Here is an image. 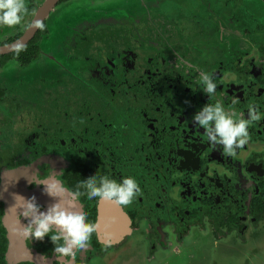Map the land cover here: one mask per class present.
Instances as JSON below:
<instances>
[{
	"label": "flooded vegetation",
	"instance_id": "af4514ba",
	"mask_svg": "<svg viewBox=\"0 0 264 264\" xmlns=\"http://www.w3.org/2000/svg\"><path fill=\"white\" fill-rule=\"evenodd\" d=\"M231 2L228 14L213 13L218 22L205 41L197 39L202 29L195 22L146 8L141 24L133 26L136 36L115 29L118 50L108 43L110 35L93 40L99 51L90 61L86 56L87 66L67 68L43 51L45 32L28 65L14 59L0 65V114L6 118L0 123V264H57L49 236L28 239L16 224L15 240L9 242L6 210H14L13 219L23 228L31 217L8 206L3 193L8 199H14L11 193L34 196L46 212L50 205L44 210L37 196L40 181L59 180L74 194L86 192L77 186L93 176L118 183L132 177L141 191L131 205L120 206L130 234L116 239L97 231L73 264H118L117 252L133 241L141 251L137 262L146 253L149 264H264V0ZM79 35L78 43L85 41L82 30ZM11 61L19 67L5 73ZM201 71L217 85L211 97L199 82ZM216 102L237 118L248 119L250 106L261 114L235 156L223 155V146L211 144L192 119L205 104ZM15 115L28 123L12 127ZM19 167L34 169L27 171L26 184L16 186L9 177ZM61 195L69 203L70 196ZM99 200L81 195L72 210L81 209L95 223Z\"/></svg>",
	"mask_w": 264,
	"mask_h": 264
},
{
	"label": "clouds",
	"instance_id": "9594fccd",
	"mask_svg": "<svg viewBox=\"0 0 264 264\" xmlns=\"http://www.w3.org/2000/svg\"><path fill=\"white\" fill-rule=\"evenodd\" d=\"M28 15L29 8L25 0H0V26L15 28L21 25ZM30 26L40 31L46 28L43 21L39 19L34 20ZM25 50L26 46L22 42L11 46V51L17 56ZM199 82L204 86L203 92L207 96L211 97L215 94L217 85L208 73L201 71ZM192 119L195 126L205 130V135L211 144L223 146V155L235 156L236 149L243 148L249 142L251 138L249 127L253 122L261 120V114L256 107L250 106L248 119L243 118L242 114L237 118L234 110H225L221 102H216L205 104ZM38 184L46 186L45 192L48 195L61 199L58 203L51 205L46 212H42L34 196L25 199L19 194H13L16 201L13 208H23L22 215L31 217L29 225L18 231L28 239L35 238L39 241L49 236L55 245L57 264H73L77 253L87 251L90 247L91 238L98 231L99 225L88 222L86 212L72 211L75 204L72 202L65 204L62 201L63 189L59 188L55 182L40 181ZM77 187L85 188L86 192L76 191L73 201L78 200L81 195H86L88 199L99 198L118 206L131 205L141 191L139 184L132 177L124 178L118 183L107 177H101L98 182L93 176L81 181ZM104 243L105 247H110L112 242L107 240ZM28 258L30 259V253ZM42 259L46 260L47 257Z\"/></svg>",
	"mask_w": 264,
	"mask_h": 264
},
{
	"label": "rangeland",
	"instance_id": "374dc122",
	"mask_svg": "<svg viewBox=\"0 0 264 264\" xmlns=\"http://www.w3.org/2000/svg\"><path fill=\"white\" fill-rule=\"evenodd\" d=\"M42 1L43 0H25V3L28 6L30 2H34L38 6ZM231 4V0H67L60 2L55 11L51 12L45 24L46 28L43 31L47 34L44 36V39H42L40 47L43 51L53 54L57 62L61 65H65L67 68L77 69L78 67L87 66L88 60L90 61L91 58H96L97 52L99 51L98 47L97 50L94 48V46L98 45V42L93 46L91 45L93 40H98L97 38L102 35L103 37L110 35L107 39L108 43L111 42L113 48L118 50L121 42L119 37L115 36L113 32H123L127 29L130 31V34L136 36L133 26H139L141 24V19L146 12V8L152 14L161 12L166 18L187 19L192 23V26H194L195 22L198 31L202 29V31L197 34V39L205 41L207 36H213L211 33L213 22H218L213 13L219 12L221 14H228ZM36 5L34 12L37 7ZM30 17L31 12L21 25L15 28L6 26V28L3 29L4 34H0V41L4 40L6 35L11 36L17 29L27 25L30 21ZM103 19L110 22H104ZM112 19H117V21L121 23L118 25L117 22L112 21ZM131 19L133 20L131 21ZM168 23L169 21L164 19L163 25L166 26ZM119 26L121 28L118 29ZM81 30L83 36H86V38L85 41H80L78 43ZM172 33L173 32H169V35H172ZM126 37L128 38V35H126ZM72 38L76 39H73L77 44L74 47ZM106 48H111V46L108 44ZM107 52H109V50H107ZM78 58L80 60H78ZM38 62L39 60L35 61L34 64L38 65ZM41 62L46 65V62H43V60H41ZM47 62L52 63L50 59H47ZM61 65L60 67H62ZM18 67L19 64L16 61H11L7 63L4 71L8 73V71L11 70L10 73H13L14 71L12 70ZM63 96L64 95H61V97ZM53 105L54 107L57 106L55 103ZM105 109L106 107L101 110V114L105 115ZM2 110L3 108L0 107L1 112ZM5 119L6 118L1 115L0 123H3ZM11 119L12 127H17L21 120L28 123L26 119L16 115L11 117ZM133 243L134 241L130 242V246H126L121 251L117 252L116 261L118 260V264H149L146 253L144 254L145 257L142 258L140 262L136 261V257L141 251L137 248L138 245H134Z\"/></svg>",
	"mask_w": 264,
	"mask_h": 264
},
{
	"label": "water",
	"instance_id": "95a60500",
	"mask_svg": "<svg viewBox=\"0 0 264 264\" xmlns=\"http://www.w3.org/2000/svg\"><path fill=\"white\" fill-rule=\"evenodd\" d=\"M60 0H43L41 2L40 5H38L35 9V12L33 14V16L31 17L30 23L27 26V28L22 32V34L16 38L15 40L6 43V44H1L0 45V54H6L11 52V46L18 43V42H22L24 45L29 42V40L35 35V33L37 32L38 29L31 27L30 25L32 24V22L36 19H39L41 21H45L49 15L51 14V12L55 11L57 4L59 3ZM34 168L32 167V169L30 168H26V167H19L15 170H12L10 172V177L9 180L12 182V184L14 183L16 186L19 184V182H23L24 184H26L31 178L28 176V172L30 171L32 172ZM49 181V180H46ZM51 182H55L57 184V186L59 188L60 187V181L59 180H55V179H51ZM15 186V187H16ZM25 186V185H23ZM22 186V187H23ZM45 185H43V188L37 193L42 201H44V210H46L48 208V206L53 205L55 203H58L60 201V197H53L48 195L45 192ZM63 189V196L65 195L66 198H68V196H70L71 200H69V202L74 203L73 201V193L71 191H69L67 188H62ZM11 197L14 198L13 194L11 193L10 195ZM49 196V204L45 201V197ZM50 197L52 199H50ZM3 198H5L6 203L8 206L10 205H15V200L12 198H6V195L3 193ZM45 198V199H44ZM63 201V200H62ZM64 202V201H63ZM65 203V202H64ZM76 206L79 205L78 201H75ZM110 205L108 203V201H103V200H99L98 204H97V217H96V221L95 223H97L99 225L98 228V232H102L103 234H107V235H111V238L115 235L117 236L116 239L121 238L122 234H130L129 230H130V221L127 218V215L124 213V211H122L120 209V206L114 204L111 202ZM72 210V209H71ZM73 211V210H72ZM79 211H82L81 209H79ZM6 216L4 218V225H5V229L7 230L8 234V240L9 242H13L15 240V236L17 234V227L16 224H19L21 228H23V226L20 223H16V219H13V215L16 214L14 213L13 209L8 208L6 210ZM122 215H124V217L128 220H125ZM121 232V234H119ZM118 233V234H117ZM15 250V247H13ZM25 248V246H24ZM12 250V248H10ZM9 247H8V251H7V256H10L9 254ZM27 249V248H25ZM33 252V251H32ZM33 260L36 261V263L38 262L34 257ZM40 264V263H39Z\"/></svg>",
	"mask_w": 264,
	"mask_h": 264
},
{
	"label": "trees",
	"instance_id": "16d2710c",
	"mask_svg": "<svg viewBox=\"0 0 264 264\" xmlns=\"http://www.w3.org/2000/svg\"><path fill=\"white\" fill-rule=\"evenodd\" d=\"M67 0H60V2H64ZM58 3V4H59ZM36 3L34 2H30V4L28 5L29 8V13L31 12V14L33 15L34 12V8H35ZM37 6V5H36ZM6 26H0V34H4V30ZM25 27H20L19 29H17V31L14 33V35L8 36L6 35L5 37V42L0 41L1 43H8L10 41H13L14 39L18 38L20 36V34H22V29H24ZM43 31L38 30V32L35 34V36L28 42L25 44L26 46V50L20 52V54L17 56L13 51L6 53V54H0V65L5 64L7 61L14 59L17 62H19L21 65H28L33 59H35L38 55L37 52V48L35 47V42L38 38V36L40 35V33ZM76 173V172H75Z\"/></svg>",
	"mask_w": 264,
	"mask_h": 264
}]
</instances>
